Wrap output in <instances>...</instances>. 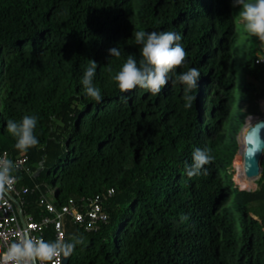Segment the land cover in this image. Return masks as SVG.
Here are the masks:
<instances>
[{
  "label": "trees",
  "instance_id": "trees-1",
  "mask_svg": "<svg viewBox=\"0 0 264 264\" xmlns=\"http://www.w3.org/2000/svg\"><path fill=\"white\" fill-rule=\"evenodd\" d=\"M231 5L0 0V152L22 153L8 120L37 117L39 143L23 153L34 174L14 171L19 183L52 189L56 206L99 195L109 216L91 232L65 219L64 238L84 239L67 264H264V162L262 174L253 175L261 174L253 190L235 181L243 189L238 187L231 173L246 119L261 114L264 63L255 60L257 51L264 55V44L249 36L235 118ZM136 31L180 34L187 68L200 72L191 108L184 106V86L172 83L187 68L169 73L157 95L139 87L120 91L114 77L128 56L138 64L142 59ZM110 47H118L120 57L109 56ZM90 60L98 63L99 103L81 84ZM229 121L234 125L225 139ZM195 148L209 149L214 161L206 166L208 175L189 179L185 166ZM243 164L240 157L235 169L245 174ZM26 198L24 210H44L37 193ZM45 241L54 242L52 227Z\"/></svg>",
  "mask_w": 264,
  "mask_h": 264
},
{
  "label": "clouds",
  "instance_id": "clouds-1",
  "mask_svg": "<svg viewBox=\"0 0 264 264\" xmlns=\"http://www.w3.org/2000/svg\"><path fill=\"white\" fill-rule=\"evenodd\" d=\"M232 6L241 7L240 16L244 21L246 32L250 36L257 37L264 44V0H255L254 3L246 0H232ZM135 42L140 45L142 59L139 64L133 55H129L120 71L114 79L120 91L129 92L137 87L148 90L152 95L160 93L161 89L173 76L178 68H187L185 63L187 53L181 44V36L175 32H145L134 33ZM109 56L120 57L118 47L108 49ZM98 63L90 60L85 68L81 84L88 97L96 102H101L100 89L94 84V78ZM111 71V68H109ZM200 72L196 68H187L179 76L172 80L173 84L184 86L185 108H191L194 96L190 95L198 87ZM244 137V150L248 156H253L264 148V140L261 139V131L264 129V121L254 124L248 122ZM37 126V117L24 116L19 122L7 121V131L16 138L15 147L22 153L38 145L39 140L34 135ZM214 161L209 149L195 148L192 152L191 164H186L185 171L189 179L201 175H208L210 166ZM14 163L9 159H0V200L10 193L17 177L13 175ZM182 222L188 220L187 216L181 217ZM19 235L18 242L12 243L8 250L0 258V264H56L54 258H68L72 255L77 245L83 244L82 236L73 239H65L61 236L54 242H47L42 238H34L27 231Z\"/></svg>",
  "mask_w": 264,
  "mask_h": 264
},
{
  "label": "built area",
  "instance_id": "built-area-1",
  "mask_svg": "<svg viewBox=\"0 0 264 264\" xmlns=\"http://www.w3.org/2000/svg\"><path fill=\"white\" fill-rule=\"evenodd\" d=\"M255 62L264 63V55H258ZM0 159L11 160L15 165L14 171L21 172L30 178L34 174L28 164V157L23 153L14 155L7 150H2ZM13 175L17 177V182L12 191L0 200V258L12 243L18 242V234L24 231L29 232L34 238L45 240L46 230L52 227L53 238L56 241L61 236L65 237L64 221L67 218L82 226L86 232L96 231L101 224L108 222L109 216L99 195L81 196L77 199L70 197L56 206L51 198L52 189L43 191L39 183L21 184L19 183L21 177L14 172ZM33 193L38 194L37 201L44 209L37 215L23 208L27 202V195ZM112 194L113 189H108L107 196ZM16 203L20 209H17ZM54 259L56 264H63L62 256Z\"/></svg>",
  "mask_w": 264,
  "mask_h": 264
},
{
  "label": "rangeland",
  "instance_id": "rangeland-1",
  "mask_svg": "<svg viewBox=\"0 0 264 264\" xmlns=\"http://www.w3.org/2000/svg\"><path fill=\"white\" fill-rule=\"evenodd\" d=\"M246 2H250V0H246ZM231 10H232V15H233V21H234V26H235V41L231 46V52H232V56H233V60L230 62L231 66L230 71L233 77V87H232V94H233V98H234V102L231 106V112L235 114V118H238V112L240 110L239 107V95H240V89H241V85H242V80H243V76H242V63L244 60V56L247 53L248 47H249V42H250V35L246 32L245 27H244V21L242 20V17L240 16V12L242 11V6L241 7H233L231 5ZM261 52L257 51L256 55H260ZM258 107L261 111L260 115H255L254 117H248L245 121V125L243 127V129L240 131L239 136H238V148H237V158L234 161L233 165H232V179L234 181V183L236 184L235 181H237L240 185L242 186H250L251 189L248 190H253L256 187V183L257 181L260 179V175H258V177H253V175L249 174V171L247 170L246 166H245V157H246V152L244 150V146L242 145L243 143V137H245L246 134V129H247V123L250 121L253 124L257 121H264V98L261 100H258ZM258 119H256V118ZM251 119V120H250ZM234 125V121H229L226 125H225V139L229 138L231 129L233 128ZM243 146V148H242ZM241 157L242 160H244V164H243V171L245 172V174L239 173L236 169H235V163L237 164L238 159ZM264 162V152H263V159H262V163ZM237 185V184H236ZM238 186V185H237ZM240 187V186H238ZM242 188V187H240ZM243 189V188H242ZM228 203H231L232 201V197L231 195H229L227 197L226 200Z\"/></svg>",
  "mask_w": 264,
  "mask_h": 264
},
{
  "label": "water",
  "instance_id": "water-1",
  "mask_svg": "<svg viewBox=\"0 0 264 264\" xmlns=\"http://www.w3.org/2000/svg\"><path fill=\"white\" fill-rule=\"evenodd\" d=\"M255 115H250V117H254ZM261 139L264 140V129H262L261 133ZM263 152H264V148H262L260 151H257L253 156H247V160H248V166H249V172L251 174L255 173V172H261L262 174V159H263ZM260 174V177H261ZM248 190V189H246ZM12 198V197H11ZM17 209H20V206L16 203ZM68 258H63V264H67L68 262Z\"/></svg>",
  "mask_w": 264,
  "mask_h": 264
},
{
  "label": "bare ground",
  "instance_id": "bare-ground-1",
  "mask_svg": "<svg viewBox=\"0 0 264 264\" xmlns=\"http://www.w3.org/2000/svg\"><path fill=\"white\" fill-rule=\"evenodd\" d=\"M245 166H246V168H247V170L249 169V166H248V160H247V156L245 157ZM249 171V170H248ZM260 172V171H259ZM259 172H255V173H253V174H256V173H259ZM249 174L250 175H253V174H251L250 172H249Z\"/></svg>",
  "mask_w": 264,
  "mask_h": 264
}]
</instances>
